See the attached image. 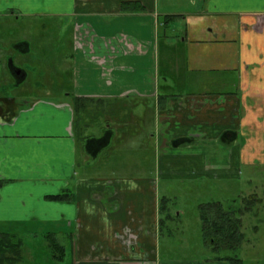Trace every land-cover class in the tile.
<instances>
[{
    "label": "crops",
    "instance_id": "obj_1",
    "mask_svg": "<svg viewBox=\"0 0 264 264\" xmlns=\"http://www.w3.org/2000/svg\"><path fill=\"white\" fill-rule=\"evenodd\" d=\"M43 20L63 57H28ZM6 43L0 91L29 95L0 92L1 224L59 223L71 264H230L161 254V207L264 161V0H0Z\"/></svg>",
    "mask_w": 264,
    "mask_h": 264
},
{
    "label": "rangeland",
    "instance_id": "obj_2",
    "mask_svg": "<svg viewBox=\"0 0 264 264\" xmlns=\"http://www.w3.org/2000/svg\"><path fill=\"white\" fill-rule=\"evenodd\" d=\"M36 26V29L28 30L24 34L27 35L32 43L37 40L40 51H38L37 55L31 52L28 57H44L48 59L64 56L66 50H68L66 37L69 31L66 30V35L60 34V23L54 20L38 21ZM6 33H8L7 30L5 31ZM161 34H164L163 31ZM167 34L168 32H165L166 36ZM176 35L182 38L181 29H176ZM11 38L12 40L10 39V41H14L17 37L13 36ZM173 39L175 38L173 37ZM6 44L5 50L7 51L6 53L0 52L1 55H13L12 47L9 43ZM166 53L163 39L160 45V57H166ZM3 65L4 63L0 64V76L3 73ZM28 72L30 73L31 71L28 70ZM23 90V88L16 90L13 85L7 84L4 90L0 92H4L6 95L2 94L7 97L28 96L29 94L23 93ZM82 117L83 114L78 111L75 132L80 142L84 125V117ZM179 191L181 193L177 195V201H174L175 198H171L164 200L162 203L161 254H175L177 250L185 256H198L202 253L211 255L212 253L217 256L239 258L242 264H264V161H258L252 166L241 167L239 176L234 179L218 182L204 181L191 189ZM251 197L259 198L260 202H257L256 205H253V202L248 203L246 200ZM211 201L220 202L226 208L230 205L235 210L240 208V211H243L240 215L243 239L235 249L218 248V250H213L214 246L202 237L198 213L199 207L197 210L194 204L198 205L199 203ZM246 206L248 209H246ZM59 225L58 223L57 225L44 224L38 226L30 223L7 227L8 224L0 223V230L12 229L11 232L16 231L18 233V239L24 250L20 264H71L68 247H66V253L62 261L58 259L59 251L54 249L55 253L51 255L48 247V237L46 236H49V233H57L58 228L56 229V227ZM15 227H18V229L13 230ZM60 239L61 236L59 234L58 240L60 241ZM63 241L65 243L67 240L64 239Z\"/></svg>",
    "mask_w": 264,
    "mask_h": 264
},
{
    "label": "trees",
    "instance_id": "obj_3",
    "mask_svg": "<svg viewBox=\"0 0 264 264\" xmlns=\"http://www.w3.org/2000/svg\"><path fill=\"white\" fill-rule=\"evenodd\" d=\"M79 101V99H75V103ZM61 199H63V196L53 198V200ZM259 200V198L251 197L246 201L248 203L253 202V205H256ZM247 206L246 209H248ZM161 210H163V205ZM242 212L240 208H237V210L233 209L232 206L225 208L220 203L202 205L199 213L204 239L209 241L214 249H235L243 239L240 217ZM16 234L13 232H0V264H20L22 262L24 250ZM47 240L52 255L55 253L54 249H57L59 251L58 259L61 260V246L53 238L48 237ZM228 260L230 264H242L239 258L228 257Z\"/></svg>",
    "mask_w": 264,
    "mask_h": 264
},
{
    "label": "flooded vegetation",
    "instance_id": "obj_4",
    "mask_svg": "<svg viewBox=\"0 0 264 264\" xmlns=\"http://www.w3.org/2000/svg\"><path fill=\"white\" fill-rule=\"evenodd\" d=\"M14 71L19 72V71L15 70V69H14Z\"/></svg>",
    "mask_w": 264,
    "mask_h": 264
}]
</instances>
